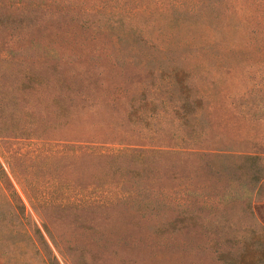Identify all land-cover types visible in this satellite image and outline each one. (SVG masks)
<instances>
[{"label": "rangeland", "instance_id": "1", "mask_svg": "<svg viewBox=\"0 0 264 264\" xmlns=\"http://www.w3.org/2000/svg\"><path fill=\"white\" fill-rule=\"evenodd\" d=\"M0 166V264H264V0H0Z\"/></svg>", "mask_w": 264, "mask_h": 264}, {"label": "trees", "instance_id": "2", "mask_svg": "<svg viewBox=\"0 0 264 264\" xmlns=\"http://www.w3.org/2000/svg\"><path fill=\"white\" fill-rule=\"evenodd\" d=\"M1 177H6L4 171L1 169V166H0V178ZM264 179V176L260 177V181ZM0 183H2L0 181ZM263 188V187H262ZM262 188L261 186L259 187L260 189V192H258L259 196L261 197V195L263 194V191H262ZM3 189H6L3 187ZM6 191V203L9 204V209L10 213L14 212L15 214L18 213L20 214L21 212L24 211V206L22 204V202L20 201V199L16 196V193L13 191L11 193H9L7 190ZM258 196V197H259ZM263 197V195H262ZM262 197L260 198V201L259 203L256 205V214L258 216V218L260 219V221L264 224V200H262ZM244 264H250V263H244Z\"/></svg>", "mask_w": 264, "mask_h": 264}]
</instances>
